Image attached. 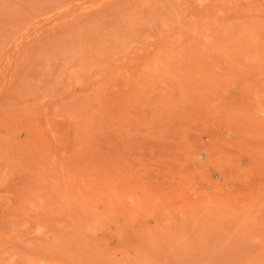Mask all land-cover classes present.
Wrapping results in <instances>:
<instances>
[{
    "label": "rangeland",
    "instance_id": "rangeland-1",
    "mask_svg": "<svg viewBox=\"0 0 264 264\" xmlns=\"http://www.w3.org/2000/svg\"><path fill=\"white\" fill-rule=\"evenodd\" d=\"M0 264H264V0H0Z\"/></svg>",
    "mask_w": 264,
    "mask_h": 264
}]
</instances>
